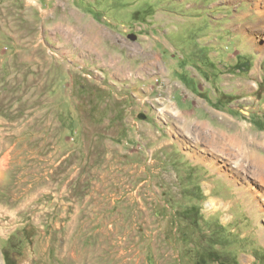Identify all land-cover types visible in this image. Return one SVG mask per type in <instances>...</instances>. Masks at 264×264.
<instances>
[{"label": "rangeland", "instance_id": "rangeland-1", "mask_svg": "<svg viewBox=\"0 0 264 264\" xmlns=\"http://www.w3.org/2000/svg\"><path fill=\"white\" fill-rule=\"evenodd\" d=\"M244 127L264 0H0V264H264Z\"/></svg>", "mask_w": 264, "mask_h": 264}, {"label": "bare ground", "instance_id": "bare-ground-1", "mask_svg": "<svg viewBox=\"0 0 264 264\" xmlns=\"http://www.w3.org/2000/svg\"><path fill=\"white\" fill-rule=\"evenodd\" d=\"M203 137H206L208 139L210 143L209 146H213V148H215L217 151L219 150L222 152L225 149L231 150L237 148L238 151H241L245 154H249V153L257 152V150L260 147L264 146V139H263L264 135L251 133L250 131H248L246 127H244L238 133H235L233 135L228 134L226 132L221 134L214 130V131H210V133H207L206 136ZM251 140L253 142H251ZM202 158H206V157H202ZM259 169L261 172L262 182H264V177H263L264 172L260 167Z\"/></svg>", "mask_w": 264, "mask_h": 264}, {"label": "trees", "instance_id": "trees-1", "mask_svg": "<svg viewBox=\"0 0 264 264\" xmlns=\"http://www.w3.org/2000/svg\"><path fill=\"white\" fill-rule=\"evenodd\" d=\"M145 12H147V10ZM137 13H139V12H137ZM147 15H149V13ZM248 65H249V61L248 60H241V61L238 60L234 64L233 69L234 70H238V71L248 72V71H250V68L247 67ZM215 260H217V259H215ZM200 261H201V258L199 259V261L197 262V264H206V263H200ZM5 264H15V262L9 256H6V263Z\"/></svg>", "mask_w": 264, "mask_h": 264}, {"label": "crops", "instance_id": "crops-1", "mask_svg": "<svg viewBox=\"0 0 264 264\" xmlns=\"http://www.w3.org/2000/svg\"><path fill=\"white\" fill-rule=\"evenodd\" d=\"M159 15V13H157V11L155 12H149V19L152 18L151 20H155L156 16Z\"/></svg>", "mask_w": 264, "mask_h": 264}, {"label": "water", "instance_id": "water-1", "mask_svg": "<svg viewBox=\"0 0 264 264\" xmlns=\"http://www.w3.org/2000/svg\"><path fill=\"white\" fill-rule=\"evenodd\" d=\"M128 37H129L130 39H132V40H137L138 35H136V34H129Z\"/></svg>", "mask_w": 264, "mask_h": 264}]
</instances>
